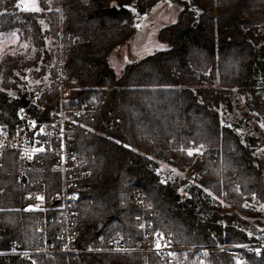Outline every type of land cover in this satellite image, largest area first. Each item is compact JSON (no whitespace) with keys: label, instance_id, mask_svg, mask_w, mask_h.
I'll use <instances>...</instances> for the list:
<instances>
[{"label":"trees","instance_id":"obj_1","mask_svg":"<svg viewBox=\"0 0 264 264\" xmlns=\"http://www.w3.org/2000/svg\"><path fill=\"white\" fill-rule=\"evenodd\" d=\"M161 1L61 0L60 20L45 6L30 12L16 7V0H0V32L17 31L33 47L32 58L0 61V126L22 123L17 113L25 97L63 108L103 102L96 112L72 117L78 121L75 149L91 171L75 206L79 249L102 236L139 235L130 198L135 190L151 198L152 226L182 245L264 243L259 227L264 222L251 221L248 216L257 213L243 205L251 199L264 205V154L253 155L264 127L260 136L243 140L235 123L223 116L232 109V93L264 124V0H173L179 4L176 20L156 33L167 47L126 63L116 76L107 56L129 39L132 28L122 24L131 16L129 9L145 15ZM36 103L26 110L43 119L44 108ZM197 147L202 153L187 155L188 148ZM158 160L188 165L190 176L162 185ZM43 168L35 172L18 163L14 153L4 155L0 264L16 261L25 244L41 243L34 231L37 214L23 210V192L36 187V177L45 178L50 192L58 187L57 172ZM182 186L186 195L181 198ZM49 233L48 240H54L53 230ZM240 253L243 264H264V254ZM210 258L213 264H234L218 250ZM55 259L59 264H143L136 251H79ZM36 262L53 264L42 254Z\"/></svg>","mask_w":264,"mask_h":264},{"label":"built area","instance_id":"obj_2","mask_svg":"<svg viewBox=\"0 0 264 264\" xmlns=\"http://www.w3.org/2000/svg\"><path fill=\"white\" fill-rule=\"evenodd\" d=\"M130 11L129 20L123 19L122 24L126 28H135L141 14L135 10ZM64 93V87L60 86ZM95 102L82 104L81 106L58 107L56 104L49 112L45 108L50 105L44 102L43 108L45 117L36 119L29 115L26 107L18 110L17 118L22 121L14 128L0 126V167L4 161L6 152L16 155L18 163L23 167L35 172L43 171V165H49L58 175V187L52 192L48 189L45 178L36 177L34 188L23 192V210L27 213L37 214L34 224L35 233H39L41 243H27L22 249L16 252L17 259L12 264H37L36 256L42 254L51 259L53 264H59L55 259L57 254L68 255L79 251L88 252H138L142 257L143 264H213L210 253L216 250L226 253L230 260L236 264L237 260L243 262L240 250L253 253L256 257L264 254V243L240 246V245H191L176 242L168 231L154 228L148 220L152 216L151 198H148L143 191L135 190L130 195L131 203L135 207L134 220L139 235L132 239L122 233L114 234L109 238L103 236L98 238L95 244H89L86 249H79L75 243L78 240V216L76 204L78 202L79 190L91 176V171L85 167L83 161L75 149V125L78 121L72 117H78L85 113H93L99 110ZM23 109V112L20 110ZM29 121H35L33 128ZM41 127L43 132H41ZM63 145V146H61ZM43 147L44 151L32 152L33 148ZM25 152L31 154V159ZM159 175V181L166 185L167 177ZM161 181H166L162 183ZM42 196L43 200L37 199ZM33 205L32 209H28ZM144 225V227H140ZM54 228V229H53ZM55 233L54 240L49 239V231ZM162 234V236L158 235ZM161 244L158 249L157 243ZM260 252L257 253L256 249ZM151 258V262L148 259Z\"/></svg>","mask_w":264,"mask_h":264},{"label":"rangeland","instance_id":"obj_3","mask_svg":"<svg viewBox=\"0 0 264 264\" xmlns=\"http://www.w3.org/2000/svg\"><path fill=\"white\" fill-rule=\"evenodd\" d=\"M36 4L41 10L43 6L46 7L47 11L54 10L60 16L59 19L64 18L62 7L60 6L61 0H36ZM16 7L23 11L25 10L24 3L20 0H16ZM179 9V4L175 3L173 0H164L161 7L156 9L153 13H145L140 19H138L136 25L140 27L132 28L129 39L126 43H121L119 46H114L109 52L108 60L109 64L113 69H117V64L121 61V57H130L136 56L138 58L145 57L146 55L152 54L154 51L162 50L167 47V44L164 41H160L156 35L157 31L161 26L173 23L176 19V14ZM160 45L164 47L161 48ZM33 47L29 41L21 39L17 31L10 32H0V61L6 56H16L21 55L24 59L33 57ZM124 63V62H123ZM122 65L120 64V67ZM117 74V73H115ZM64 88V92H65ZM60 92L61 91L60 88ZM35 95H38V92H35ZM229 97L233 100L232 109L224 114L226 121L235 123L237 129V134L243 140L247 136L255 135L260 136L259 131L261 129L260 121L255 118L254 114H251L243 105V98H235L232 93H229ZM30 103H33L35 99L25 97ZM94 99V98H92ZM36 103V102H35ZM34 104V103H33ZM38 107H43V104L36 103ZM199 148V147H197ZM203 149L199 148V152L202 153ZM264 154V135L261 137V140L258 141L256 147L253 149L254 156H262ZM157 172L166 176L168 180L171 181L175 177H185L190 176V172L187 170L188 165L182 167H175L170 165L168 162L157 161ZM173 169L176 171L174 172ZM194 178V177H193ZM58 184V181H57ZM180 197H184L186 193L182 188L178 190ZM244 207H252L256 211L257 215L248 216L252 221L254 218H257L260 222H264V205H258L253 202V200H247L243 202ZM247 205V206H246ZM244 215V214H242ZM245 216V215H244ZM264 232V226H259Z\"/></svg>","mask_w":264,"mask_h":264},{"label":"snow or ice","instance_id":"obj_4","mask_svg":"<svg viewBox=\"0 0 264 264\" xmlns=\"http://www.w3.org/2000/svg\"><path fill=\"white\" fill-rule=\"evenodd\" d=\"M20 2H23L24 3L25 10L40 11L39 7L36 4V0H20ZM125 7H129V6L126 5ZM131 11L135 12V9L132 8ZM136 27L139 28L140 25H136ZM160 47L163 48L164 46L163 45H160ZM25 79H27V77H25ZM233 91H235V90H233ZM33 103H35V101H33ZM20 111L23 112V109H21ZM29 124H31L33 128H35L37 126L35 121H29ZM261 127H264V124H261ZM41 132H43V128L42 127H41ZM61 146H63V145H61ZM40 151H44V148L42 146L41 147H36V148H33L32 149V152L33 153L40 152ZM186 151H187V155L188 156H192L194 154V152L195 153H198L199 152V148H188ZM24 155H28V158L31 159V154H29L28 152H25ZM173 171L175 172L176 170L173 169ZM161 182L164 183L166 181H161ZM205 191H207V189H205ZM37 199L43 200V197L42 196H37ZM33 207H34L33 205H29L28 206V209H32ZM140 227H144V225H140ZM158 235L162 236V234H158ZM248 235H251V233H248ZM156 247L159 249L161 247V244L158 242L156 244ZM256 252L259 253L260 252V249L257 248L256 249ZM33 264H35V262H33ZM236 264H243V262L240 261V260H237L236 261Z\"/></svg>","mask_w":264,"mask_h":264},{"label":"crops","instance_id":"obj_5","mask_svg":"<svg viewBox=\"0 0 264 264\" xmlns=\"http://www.w3.org/2000/svg\"><path fill=\"white\" fill-rule=\"evenodd\" d=\"M163 2H164V0H162L161 2H160V4H158L156 7H154L148 14H150V13H153L156 9H158L159 7H161V5L163 4ZM179 10V9H178ZM178 12V11H177ZM177 15V14H176ZM142 16V15H141ZM176 19V18H175ZM120 45V44H119ZM119 45H116V46H119ZM112 50V49H111ZM110 50V51H111ZM109 51V52H110ZM108 52V53H109ZM110 54V53H109ZM109 54H108V56H109ZM108 56H107V61H108V64H109V60H108ZM138 59H140V58H138V57H136V56H130V57H121V61L117 64V69H113L111 66H110V64H109V66L114 70V72L115 73H117V74H115L116 76H118L119 74H120V72H121V68L126 64V63H128V62H130V61H135V60H138ZM124 62V63H123ZM120 64L122 65L121 67H120Z\"/></svg>","mask_w":264,"mask_h":264},{"label":"water","instance_id":"obj_6","mask_svg":"<svg viewBox=\"0 0 264 264\" xmlns=\"http://www.w3.org/2000/svg\"><path fill=\"white\" fill-rule=\"evenodd\" d=\"M112 9H114V7H112ZM22 105H23V107L29 106V101L27 99L23 98L22 99ZM52 108H53V105H50L49 107H46L45 108V112H49L50 109H52Z\"/></svg>","mask_w":264,"mask_h":264}]
</instances>
